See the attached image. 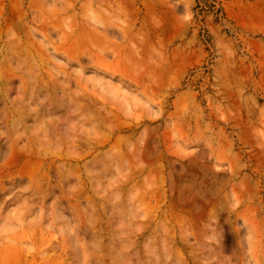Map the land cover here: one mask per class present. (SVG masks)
Instances as JSON below:
<instances>
[{"label": "rangeland", "instance_id": "obj_1", "mask_svg": "<svg viewBox=\"0 0 264 264\" xmlns=\"http://www.w3.org/2000/svg\"><path fill=\"white\" fill-rule=\"evenodd\" d=\"M0 264H264V0H0Z\"/></svg>", "mask_w": 264, "mask_h": 264}]
</instances>
